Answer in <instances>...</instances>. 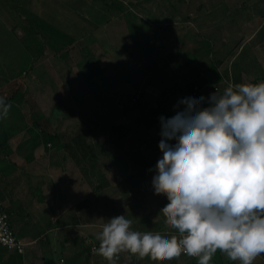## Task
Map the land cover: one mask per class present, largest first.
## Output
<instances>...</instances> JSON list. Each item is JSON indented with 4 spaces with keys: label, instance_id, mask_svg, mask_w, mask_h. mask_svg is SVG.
I'll return each mask as SVG.
<instances>
[{
    "label": "rangeland",
    "instance_id": "374dc122",
    "mask_svg": "<svg viewBox=\"0 0 264 264\" xmlns=\"http://www.w3.org/2000/svg\"><path fill=\"white\" fill-rule=\"evenodd\" d=\"M248 24L253 26L247 28ZM257 25L261 27L250 37ZM203 36L208 40H202ZM211 37H215L213 42ZM257 44L262 58L264 0H0V98L6 100L29 70L34 77L30 84L39 88L36 93L32 87L31 93L25 91L26 97L15 101L17 110L8 109L0 122V132L8 133L7 138H0V190L13 188V200H18L17 189L24 177L19 180V174L22 168H29L35 174L32 184L42 185L46 201L62 200L68 213L84 207L82 216L89 215L91 170L72 160L65 150L68 160L56 162L53 158L60 151L59 140L49 143L45 132L65 136L83 127L91 129L90 140L162 138L161 124L152 130L138 121L150 111H160L165 99L172 112L168 119L184 111L186 106L178 102L187 97H204L200 109L211 106L209 97L214 92L206 86L220 79L218 71L209 70L211 60L221 61V81L233 76V85L242 84L241 76L247 80L255 72L241 62L249 70L235 65L247 61ZM186 56L211 73V81L178 70L186 69ZM169 72H176L178 79L166 78ZM167 84L179 85L181 95L170 93ZM195 87L204 88V92L193 94ZM103 100L110 109L102 112L107 104ZM120 101L128 104L127 113ZM30 106H35L31 116ZM33 115L42 129L31 126ZM113 125L125 126L126 132L122 129V136L111 137ZM73 149L81 153L79 147ZM151 183L147 181V185ZM81 230L72 226L63 231L72 239L70 250L64 252L67 264H91L96 257L84 244L85 238L91 239L89 228L76 239L75 232ZM55 246L52 251L60 255L62 250ZM259 258L264 260V254Z\"/></svg>",
    "mask_w": 264,
    "mask_h": 264
},
{
    "label": "clouds",
    "instance_id": "9594fccd",
    "mask_svg": "<svg viewBox=\"0 0 264 264\" xmlns=\"http://www.w3.org/2000/svg\"><path fill=\"white\" fill-rule=\"evenodd\" d=\"M204 99L184 98V111L160 117L152 186L166 196L160 212L178 235L133 231L130 219L113 217L95 237L94 251L109 264L125 252L158 262L184 254L198 264H210L217 250L240 264L264 254V82L230 83L200 109ZM9 107L0 98V116Z\"/></svg>",
    "mask_w": 264,
    "mask_h": 264
},
{
    "label": "crops",
    "instance_id": "0c3cea01",
    "mask_svg": "<svg viewBox=\"0 0 264 264\" xmlns=\"http://www.w3.org/2000/svg\"><path fill=\"white\" fill-rule=\"evenodd\" d=\"M253 9H256V7L251 9V15L253 14ZM254 14L257 17L258 12L255 11ZM250 22H253V18L250 19ZM221 25L222 23H219L217 29H219ZM250 26L253 25L248 24L246 27L248 28ZM260 27L261 25H257L255 29L252 28L250 37H252ZM240 29L242 30V28ZM239 34H241V32ZM239 34H237L238 37H240ZM211 38L213 42L215 37ZM172 40L174 41V38H172ZM202 40H208V38L206 39L203 36ZM259 47L260 45L257 44L256 47L250 51V57L247 61H239L238 64L235 65L236 68H241L242 70L249 68L252 72H255L250 78L247 77V80L241 76L240 82L242 84L264 82V66L262 65L264 56H262L263 59L259 57V54L262 55V52H259ZM219 51L221 50L219 49ZM189 58L190 56H186V69L182 67L178 68V70H184L187 74L188 72H193L204 81H206L207 78V80L211 81V73L207 72L206 69L197 62L194 64ZM240 62L247 68L240 65ZM207 63H209V61H207ZM218 64H220V62L217 63L214 62V60L212 62L211 60V66L208 65L209 70L213 73L218 71L220 75V79L215 84L211 85L221 86L222 83L227 84V82L230 81L234 82L233 76H230V78L222 77L223 82L221 81V76L224 75L221 72L222 69L218 67ZM202 70H205V72H202ZM166 74V78L172 77L178 79V76H176L178 74L176 72L172 74L169 72ZM237 78L238 75L236 74L235 80ZM245 80L246 82H244ZM166 87H170V93L181 95L180 91L182 88L179 85L167 84ZM125 91H127L126 87L124 88V92ZM208 93L211 92H205L204 95ZM103 102L107 103V101L104 100ZM109 109L110 107L107 103L103 105L102 112ZM150 110L154 109L151 108ZM161 139L162 138H91L93 148L91 154L94 156L93 159L95 158V161L92 162L90 166L92 174L90 183L91 210L90 214L87 216H82L86 209L84 207H79L74 213H68L67 211L69 210L64 209L65 204L61 203L62 200L46 201L41 194L44 190L42 185L32 184L35 174H33L29 168H22L23 173L19 174V180L21 176L24 177L21 179V184L17 189L19 199L13 200L15 190L8 187L5 193L6 199L2 203L4 205V202H7V206L4 205V207L8 209L11 224L18 237L29 242L30 245L23 255L10 252L0 246V264H44L48 259H53L56 264H62L61 260H66L67 256L65 253L70 250V243L72 242L71 238H68L66 234L64 235L63 231L66 230V227L73 226L83 229L80 232H75L77 240H79L82 233H85L89 228L90 238L98 248L99 241L95 239L96 235L102 231L103 225L111 218L120 215H124L125 218L132 221L131 230L133 231H139L141 233L152 232L154 234L158 232L166 237H171L170 235L173 233L178 235L176 232L177 230L175 231V229H171L165 224V217L162 212H160L168 203L166 196L155 194L152 183L150 186L147 185V181L149 180L152 182L153 177L157 174L156 164L158 160L162 158V152L159 148ZM167 142L173 145L176 143L175 140ZM53 159L56 160V162L57 159H59L60 162L68 160L66 152L62 151L57 152ZM49 165L51 166V162H49ZM30 177L32 181H30ZM62 208L64 211L60 213ZM41 240H44L45 243L42 244ZM53 243H57L56 246L52 245ZM52 246H55V249L60 248L59 250H62V253L57 255V251L56 253L52 251ZM1 249L4 251L2 252ZM52 253H55L57 257ZM95 253H92V255ZM184 257L185 256H180V258L176 260L158 262L151 261L150 258L147 257L141 260L125 252L119 254L116 259V264H192L191 262L187 263ZM194 260L198 262V259ZM66 261L65 264L68 263V259ZM261 262H264V260L257 257L253 261V264ZM225 263L240 264L239 261H230L224 254L217 250L210 264ZM91 264H109V262L96 254V257L91 259Z\"/></svg>",
    "mask_w": 264,
    "mask_h": 264
},
{
    "label": "trees",
    "instance_id": "16d2710c",
    "mask_svg": "<svg viewBox=\"0 0 264 264\" xmlns=\"http://www.w3.org/2000/svg\"><path fill=\"white\" fill-rule=\"evenodd\" d=\"M218 62L221 63V61H217V63ZM31 78L34 80L33 72L31 70H29L28 72H25V76H23L21 82H18L16 84L15 90L11 91L9 96H7L5 98L6 100H8L10 102L9 110H17L16 106H15V101H17L19 97L25 98L26 97V95H24L25 91L28 93H31V91H32L31 87L35 89L33 91L34 93H36V91L39 90V88L37 86L30 84ZM231 83H232V81H231ZM228 84L229 83L227 82L226 86ZM210 86H214V85H210ZM223 87H225V86H223ZM211 91L213 92V90H211ZM203 92L199 93V95L202 94ZM193 94H195V93H193ZM218 94H220V93H218ZM120 104L123 106V112L127 113L130 110L127 103L120 101ZM168 105L169 104H168L167 100L165 99L163 101V104H162V109L160 111H157V112L156 111H150L149 113H147V115H145L143 118H141L138 121L139 125L144 126L146 129H152V128L160 125L161 124L160 117H164L165 120H167L172 114V112H170V110L167 109ZM34 108H35V106L29 107L30 116H31V113L33 112V110H35ZM17 112H19V111H17ZM19 115H20V113H19ZM3 117L4 116H0V122L3 119ZM30 122H31L32 127H37L40 129H42V127H43L40 123V120L38 118H35L34 115L31 117ZM23 127H25V126H23ZM120 128H122L126 132L125 126L113 125L111 130H110V135L111 136H122V135H120L121 134L119 131ZM0 129H1V126H0ZM91 133H92L91 129H88V128L83 129V127H79L74 132H71L69 134H65L66 137L63 134L57 133V132L50 133V134H47V132H45V137L48 138L47 140L49 143H51L54 139L59 140L60 145L58 146V149L60 151H62V150L68 151L69 152L68 155L71 157V159L83 164V167H85V169L87 170V169H90L91 163L95 161V158L93 159L94 156H92V154H91V152L93 151L92 143H91V140L89 138L91 136ZM7 135H8L7 132L5 134H4V132H2V133L0 132V138L1 139L7 138ZM66 138H69V139H66ZM74 146H76L77 148L79 147L82 154L78 153L75 149H73ZM85 164L88 165L89 167L86 166ZM5 193H6V190H2V191L0 190V203H2L6 199ZM2 205H3V203H2ZM3 208H4V212L10 218L8 209H6L4 207V205H3ZM87 249H89V251L92 252L91 246H87ZM87 260H88V257H87ZM44 264H56V263L53 259H48L44 262ZM86 264H88V262Z\"/></svg>",
    "mask_w": 264,
    "mask_h": 264
},
{
    "label": "built area",
    "instance_id": "2783aa9c",
    "mask_svg": "<svg viewBox=\"0 0 264 264\" xmlns=\"http://www.w3.org/2000/svg\"><path fill=\"white\" fill-rule=\"evenodd\" d=\"M228 85L225 87H222L220 85H215V86L208 85L206 87L209 88L211 87L210 89L213 90V92L223 94L224 90L228 87ZM194 90H195L194 93H197L198 91L201 92L202 90H204V88L195 87ZM84 244L86 246H91L92 252H95L94 249L97 248V246L92 242L91 239L85 238ZM29 245H30L29 242H26L25 240L18 237L17 233L15 232L11 224L9 216L4 212L3 205L2 203H0V246H2L3 248H5L10 252H15L17 254L23 255ZM181 256H185L191 259H198L196 257H189L184 254H182ZM61 263L63 264L64 260H61Z\"/></svg>",
    "mask_w": 264,
    "mask_h": 264
},
{
    "label": "water",
    "instance_id": "95a60500",
    "mask_svg": "<svg viewBox=\"0 0 264 264\" xmlns=\"http://www.w3.org/2000/svg\"><path fill=\"white\" fill-rule=\"evenodd\" d=\"M4 101H5V103H6V104H8V105H9V103H10L9 101H7V100H4ZM119 131H120V133H122V132H123L122 128H120V130H119Z\"/></svg>",
    "mask_w": 264,
    "mask_h": 264
}]
</instances>
